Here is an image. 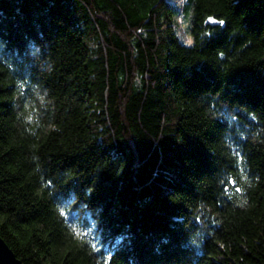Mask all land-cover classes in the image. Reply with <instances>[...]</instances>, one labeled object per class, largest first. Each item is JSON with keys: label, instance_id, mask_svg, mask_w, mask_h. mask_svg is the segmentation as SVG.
<instances>
[{"label": "trees", "instance_id": "trees-1", "mask_svg": "<svg viewBox=\"0 0 264 264\" xmlns=\"http://www.w3.org/2000/svg\"><path fill=\"white\" fill-rule=\"evenodd\" d=\"M0 238L22 264H264V0H0Z\"/></svg>", "mask_w": 264, "mask_h": 264}, {"label": "rangeland", "instance_id": "rangeland-1", "mask_svg": "<svg viewBox=\"0 0 264 264\" xmlns=\"http://www.w3.org/2000/svg\"><path fill=\"white\" fill-rule=\"evenodd\" d=\"M178 36L181 40H183L185 43H189V32H188V24L186 21H179V28H178ZM79 211H75L73 208L70 211V227L74 230V234H83L84 236L90 237L94 239V227L91 224V219L87 215L86 217L78 216ZM83 214V213H82ZM90 219V220H89ZM88 233V234H87Z\"/></svg>", "mask_w": 264, "mask_h": 264}, {"label": "water", "instance_id": "water-1", "mask_svg": "<svg viewBox=\"0 0 264 264\" xmlns=\"http://www.w3.org/2000/svg\"><path fill=\"white\" fill-rule=\"evenodd\" d=\"M210 25L214 23L209 21ZM0 264H22L0 238Z\"/></svg>", "mask_w": 264, "mask_h": 264}, {"label": "snow or ice", "instance_id": "snow-or-ice-1", "mask_svg": "<svg viewBox=\"0 0 264 264\" xmlns=\"http://www.w3.org/2000/svg\"><path fill=\"white\" fill-rule=\"evenodd\" d=\"M211 20V18H209ZM213 23H216V21H212ZM219 23H223V21H219ZM189 43H191V40H189Z\"/></svg>", "mask_w": 264, "mask_h": 264}]
</instances>
